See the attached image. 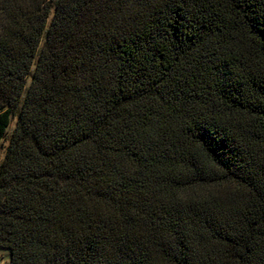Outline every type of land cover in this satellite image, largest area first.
<instances>
[{"label":"trees","instance_id":"16d2710c","mask_svg":"<svg viewBox=\"0 0 264 264\" xmlns=\"http://www.w3.org/2000/svg\"><path fill=\"white\" fill-rule=\"evenodd\" d=\"M20 102L8 264H264V0H0Z\"/></svg>","mask_w":264,"mask_h":264},{"label":"rangeland","instance_id":"374dc122","mask_svg":"<svg viewBox=\"0 0 264 264\" xmlns=\"http://www.w3.org/2000/svg\"><path fill=\"white\" fill-rule=\"evenodd\" d=\"M29 82H30V79H27L26 88L28 87ZM25 91H26V89H25ZM24 94H25V92L23 93V96H24ZM21 101H22V99H21ZM20 105H21V102H20L18 108L16 109V111L12 114L10 124L6 130L5 136L3 137V139L0 143V163L4 158V151H5V148L7 146L8 140L10 138L11 132L13 130L15 118H16V113L20 109ZM8 262H9V251L7 249L0 248V264H8Z\"/></svg>","mask_w":264,"mask_h":264}]
</instances>
